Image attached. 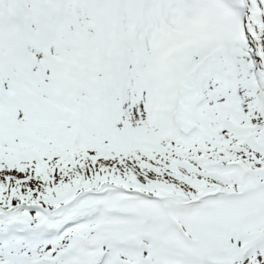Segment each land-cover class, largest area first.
Masks as SVG:
<instances>
[{
	"label": "snow or ice",
	"instance_id": "1",
	"mask_svg": "<svg viewBox=\"0 0 264 264\" xmlns=\"http://www.w3.org/2000/svg\"><path fill=\"white\" fill-rule=\"evenodd\" d=\"M0 264H264V0H0Z\"/></svg>",
	"mask_w": 264,
	"mask_h": 264
}]
</instances>
